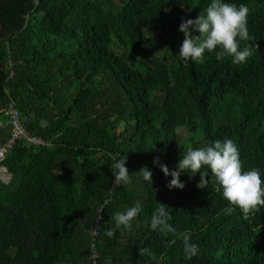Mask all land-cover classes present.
Instances as JSON below:
<instances>
[{
	"label": "trees",
	"instance_id": "trees-1",
	"mask_svg": "<svg viewBox=\"0 0 264 264\" xmlns=\"http://www.w3.org/2000/svg\"><path fill=\"white\" fill-rule=\"evenodd\" d=\"M230 2L250 9L254 47L240 65L214 52L183 61L179 31L170 60L156 54L155 34L210 0H0V142L13 103L45 143H17L0 164L9 175L0 180V264H91L100 207V264H264V206L226 213L210 170L201 183L184 173L185 187L170 190L154 163L171 171L189 148L232 139L244 169L264 173V0ZM126 156L130 173L149 168L152 185L132 174L112 188L113 160ZM137 201L132 227L107 236L113 215ZM161 204L174 232L150 228ZM185 239L199 245L190 260Z\"/></svg>",
	"mask_w": 264,
	"mask_h": 264
},
{
	"label": "clouds",
	"instance_id": "clouds-1",
	"mask_svg": "<svg viewBox=\"0 0 264 264\" xmlns=\"http://www.w3.org/2000/svg\"><path fill=\"white\" fill-rule=\"evenodd\" d=\"M250 9L247 4H236L230 0H210L207 8L195 19H182L179 31L184 39L180 46L179 57L185 61H205V53H215L216 59L223 61L226 57L232 63L240 65L247 62L254 47L250 42L253 37L248 28ZM247 46L241 47V42ZM127 156L114 158L111 170L115 177V185L128 186L133 183V175L139 174L143 181L152 185L153 173L149 168H142L139 173H130L126 167ZM165 177L171 176L169 189H183L182 174L190 176L199 174L201 181H206L209 170L214 175L216 191L221 192L228 202L226 213L240 209L249 213L264 206V173L259 168L245 170L240 158L237 144L232 139H216L205 142L201 147L189 148L181 156L177 168L171 170L167 164L160 163L159 157L154 159ZM203 169V170H202ZM200 185V184H199ZM141 203L137 201L124 211L116 212L112 219L114 227L106 230V235L112 237L117 230L131 228L132 222L141 212ZM171 213L162 205L153 213L150 221L152 230L174 232L169 223ZM144 251H148L145 249ZM184 252L187 259H192L199 253V245L185 239Z\"/></svg>",
	"mask_w": 264,
	"mask_h": 264
},
{
	"label": "built area",
	"instance_id": "built-area-1",
	"mask_svg": "<svg viewBox=\"0 0 264 264\" xmlns=\"http://www.w3.org/2000/svg\"><path fill=\"white\" fill-rule=\"evenodd\" d=\"M13 64L10 62L9 68L11 69ZM12 75V72L11 74ZM4 117H6V125L9 127V133L6 138L0 142V164L4 161L7 155L11 152L17 143H22L27 146H44L45 143L42 139L28 132L22 124L19 111L16 109L13 103H10L8 107L3 111ZM5 168L0 167V170ZM112 188H118L113 182ZM103 207L98 209L96 217L88 231L90 237L89 250H90V262L91 264L99 263V252L97 247V239L100 237L102 227L105 225V221L102 217Z\"/></svg>",
	"mask_w": 264,
	"mask_h": 264
},
{
	"label": "rangeland",
	"instance_id": "rangeland-1",
	"mask_svg": "<svg viewBox=\"0 0 264 264\" xmlns=\"http://www.w3.org/2000/svg\"><path fill=\"white\" fill-rule=\"evenodd\" d=\"M197 15L194 14H186L184 17H182L179 20L176 21H171L167 28L166 31L164 32H159L155 34V37H162L163 39V44L159 45L157 48L156 54L163 56V58H167L170 60V51L174 48L175 45V37L178 36L179 34V26L182 22V19H195L197 18ZM179 31V32H178ZM179 135H180V141L184 143L187 140V132L185 129H180L179 130ZM9 179V175L6 173L4 170H0V180L7 182Z\"/></svg>",
	"mask_w": 264,
	"mask_h": 264
}]
</instances>
